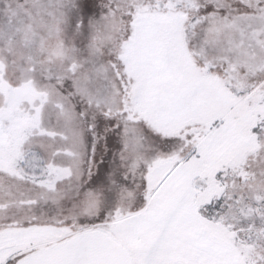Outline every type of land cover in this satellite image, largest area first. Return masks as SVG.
Masks as SVG:
<instances>
[{
    "label": "snow or ice",
    "instance_id": "snow-or-ice-1",
    "mask_svg": "<svg viewBox=\"0 0 264 264\" xmlns=\"http://www.w3.org/2000/svg\"><path fill=\"white\" fill-rule=\"evenodd\" d=\"M0 264H264V0H0Z\"/></svg>",
    "mask_w": 264,
    "mask_h": 264
}]
</instances>
